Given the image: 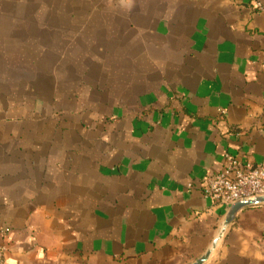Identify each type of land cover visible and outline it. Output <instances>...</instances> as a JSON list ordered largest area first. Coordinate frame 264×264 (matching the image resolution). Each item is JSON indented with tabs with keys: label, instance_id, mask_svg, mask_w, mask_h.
Returning a JSON list of instances; mask_svg holds the SVG:
<instances>
[{
	"label": "crops",
	"instance_id": "0c3cea01",
	"mask_svg": "<svg viewBox=\"0 0 264 264\" xmlns=\"http://www.w3.org/2000/svg\"><path fill=\"white\" fill-rule=\"evenodd\" d=\"M228 153L264 164V0H0V264H194ZM206 264H264V205Z\"/></svg>",
	"mask_w": 264,
	"mask_h": 264
},
{
	"label": "built area",
	"instance_id": "2783aa9c",
	"mask_svg": "<svg viewBox=\"0 0 264 264\" xmlns=\"http://www.w3.org/2000/svg\"><path fill=\"white\" fill-rule=\"evenodd\" d=\"M204 195L227 209L237 202L263 198L264 164L253 166L226 154L221 172L207 180Z\"/></svg>",
	"mask_w": 264,
	"mask_h": 264
},
{
	"label": "water",
	"instance_id": "95a60500",
	"mask_svg": "<svg viewBox=\"0 0 264 264\" xmlns=\"http://www.w3.org/2000/svg\"><path fill=\"white\" fill-rule=\"evenodd\" d=\"M260 205H264V197L263 198H257L255 200H244V201L237 202V203L233 204L229 208V210H228V212L224 218V221L222 223L221 232H220L218 238L215 240L213 247L211 248V250H209L205 254V256H203L202 258L197 260L194 264H206L209 261L212 253L216 250L218 243L223 238L228 227L232 223H234V221L236 220L239 213H241L243 210H245L247 208H252V207H256V206H260Z\"/></svg>",
	"mask_w": 264,
	"mask_h": 264
},
{
	"label": "rangeland",
	"instance_id": "374dc122",
	"mask_svg": "<svg viewBox=\"0 0 264 264\" xmlns=\"http://www.w3.org/2000/svg\"><path fill=\"white\" fill-rule=\"evenodd\" d=\"M1 18H2V16H1ZM6 18V17H5Z\"/></svg>",
	"mask_w": 264,
	"mask_h": 264
}]
</instances>
